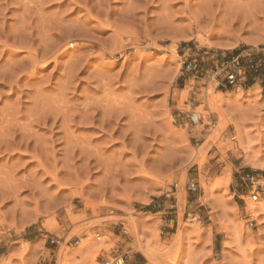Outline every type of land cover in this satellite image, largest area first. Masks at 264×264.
<instances>
[{
	"label": "rangeland",
	"instance_id": "rangeland-1",
	"mask_svg": "<svg viewBox=\"0 0 264 264\" xmlns=\"http://www.w3.org/2000/svg\"><path fill=\"white\" fill-rule=\"evenodd\" d=\"M246 53L264 0H0V123L32 124L0 147V264H264V66L256 93L215 77ZM83 102L123 133L75 122Z\"/></svg>",
	"mask_w": 264,
	"mask_h": 264
},
{
	"label": "bare ground",
	"instance_id": "bare-ground-1",
	"mask_svg": "<svg viewBox=\"0 0 264 264\" xmlns=\"http://www.w3.org/2000/svg\"><path fill=\"white\" fill-rule=\"evenodd\" d=\"M84 3V2H83ZM87 9V8H86ZM81 26V25H80ZM79 26V27H80ZM53 27V26H52ZM81 29V28H80ZM75 30V29H74ZM80 32V31H79ZM82 34H83V32H82ZM21 47V46H20ZM28 50V52L30 53V55H31V60H29L30 61V64H31V66L33 67V68H35V66L39 63V60H38V55H37V53L38 52H36L37 50H31L30 49V47L27 49ZM43 58H46L45 56L43 57ZM56 58V57H55ZM55 58H53L52 60H54L55 61ZM46 59H44V61H42L43 62V64H46V63H48V62H46L45 61ZM46 62V63H45ZM76 63V62H75ZM74 63V64H75ZM74 64H71V66H73ZM81 66V65H80ZM75 67V66H74ZM76 70H77V68H75ZM71 71V70H70ZM75 71V70H74ZM73 73H75V72H73ZM67 74V73H66ZM14 76V75H13ZM69 76V75H68ZM71 80V79H70ZM105 80H106V78H105ZM68 81H69V79H68ZM66 86H67V84H66ZM101 86V85H100ZM13 87V86H12ZM64 88V87H63ZM211 88V87H210ZM257 88H258V85L257 84H254V85H252L250 88H248V90H245L246 92H252V93H254L256 90H257ZM62 89V88H61ZM237 90V89H236ZM235 90V91H236ZM237 92H238V90H237ZM245 92V93H246ZM256 93V92H255ZM250 94V93H249ZM243 95V94H242ZM237 96H238V98H240V97H242L241 96V94L240 93H238L237 94ZM214 98V97H213ZM218 98V97H217ZM220 98V97H219ZM218 98V99H219ZM91 99V98H90ZM123 100V99H122ZM213 100V99H212ZM216 100V99H215ZM218 102H219V100H217ZM93 102H91V103H87V102H83V106H82V110L80 111H77L78 113L77 114H74V113H76V110H74L73 111V113L72 114H74V115H77V116H79V118L78 117H76V116H74L76 119H78V120H76L74 117V119H73V121H75V122H79V124L80 123H82L83 125L85 124L86 126L87 125H93V126H95L96 124H98V125H96L98 128H100V130H101V132H102V134L100 135V139H102V140H104V141H112L113 140V136H115L114 134H116V133H123V130H122V122L120 123V117H121V115L123 114V112L124 111H122L123 109V107H121V108H119L118 106L116 107V102H115V107H113V108H111L110 106H108L107 105V107H106V104H105V106L104 107H99V106H101V105H98V103H97V106L95 105V104H93V105H95V106H92L91 104H92ZM106 103V102H105ZM212 103H213V101H212ZM216 103V102H215ZM121 105H123L124 106V104H121ZM94 107L93 108V110L91 111V109H89V108H92V107ZM113 106V105H112ZM110 107V108H109ZM117 108V109H116ZM14 109V108H13ZM81 109V108H80ZM114 109V110H113ZM122 109V110H121ZM16 110V109H15ZM14 110V111H15ZM78 110V109H77ZM89 110V111H88ZM39 113V112H38ZM44 114H45V112H43ZM125 113V112H124ZM39 114H41V112L39 113ZM44 114L41 116V115H39V117H35V121L36 122H38V123H45L46 121H48L49 120V116H48V118H46V115L44 116ZM47 114V113H46ZM19 115V114H18ZM37 115V113H35V114H29L28 115V118H30V117H33V116H36ZM5 116V115H4ZM24 116V115H23ZM44 116V117H43ZM120 116V117H119ZM16 117V115L14 116H12V115H10V118L9 119H6V120H2V123H0L1 124V126H0V147L1 146H3L4 147V149L3 148H0L1 150L3 149L4 150V152L5 151H8V150H10L11 151V149L14 151V150H16V152H17V150H19L20 149V147H18V146H24L23 148L25 149V150H28V147L29 148H32V147H30L29 146V136H30V128H31V121H29V124H25V125H22L23 124V122H20L21 123V125H20V123H19V121L17 120V117ZM71 118V121H72V117H70ZM48 119V120H47ZM53 120V119H52ZM54 121V120H53ZM52 121V122H53ZM221 121V120H220ZM58 122V121H57ZM69 122H70V120H69ZM47 123V122H46ZM55 123V122H54ZM76 123V124H77ZM113 123V124H112ZM219 123H222V122H219ZM218 123V127L220 126V124ZM31 124V125H30ZM56 124V123H55ZM95 124V125H94ZM78 125V124H77ZM124 125V124H123ZM58 126V125H57ZM61 126V125H60ZM67 126H69L68 124H67ZM238 126V125H237ZM63 127V126H62ZM65 128H66V126H64ZM68 128V127H67ZM66 128V129H67ZM220 128V127H219ZM236 128H239V126L238 127H236ZM218 130V129H217ZM220 130V129H219ZM218 130V131H219ZM138 131H140V129L138 130ZM217 131V132H218ZM15 133V135H17L16 133H18L19 134V137L20 138H18V140H17V136L15 137V140H17V141H14V140H12V136H11V134L13 135ZM9 136H10V138H11V140H10V138H9ZM36 139H38V137L36 138ZM13 141V142H12ZM19 141V142H18ZM36 142H39V144H41L40 143V141H37V140H35ZM15 142V143H14ZM18 144H17V143ZM36 142H34V143H36ZM14 144V146H12L13 144ZM17 144V145H16ZM36 145H38L37 143L35 144V149H36ZM11 146V149L9 148ZM39 146V145H38ZM240 146V145H239ZM13 147V148H12ZM27 148V149H26ZM33 148V149H34ZM88 148V147H87ZM245 148V147H244ZM34 149V150H35ZM89 149V148H88ZM1 150H0V152H1ZM2 150V151H3ZM33 150V151H34ZM40 150V149H39ZM33 151H31V153H29V154H31L32 156V158H34V159H37V157H39V156H37V154H35L36 153V151L37 150H35V153L33 152ZM41 151H43V150H41ZM19 152V151H18ZM26 152V151H25ZM34 154H33V153ZM38 152V151H37ZM248 152V151H247ZM41 153V152H40ZM39 155V154H38ZM40 158V157H39ZM37 159V162L38 161H40V159ZM248 163L250 164V165H252V166H254V167H256V168H260V169H264V162L263 161H261L259 158H258V156H255V157H248ZM263 182H264V180H263ZM253 199V198H252ZM247 209H248V211H250V213H252L253 214V216L254 215H257V214H260V212H262V210L264 209V200L261 198V197H256L255 199H253V200H251V201H248V206H247ZM258 216V215H257ZM254 217H256V216H254ZM52 228V227H51ZM50 230H52V229H50ZM49 230V231H50ZM102 242V241H101ZM101 245V244H100ZM171 260V259H170ZM169 261V260H168ZM171 262V261H170ZM173 262V261H172Z\"/></svg>",
	"mask_w": 264,
	"mask_h": 264
},
{
	"label": "built area",
	"instance_id": "built-area-1",
	"mask_svg": "<svg viewBox=\"0 0 264 264\" xmlns=\"http://www.w3.org/2000/svg\"><path fill=\"white\" fill-rule=\"evenodd\" d=\"M255 56L251 53L246 54H236L233 56L222 57L218 62V66L215 72V77L217 83L226 88H249V86L254 85L251 80H253V74L257 72L261 65L264 66V60L261 64H255ZM250 184L252 187H257L259 185L258 181H253L250 178ZM255 188L251 192V197L255 199L257 194L255 193ZM106 264H111L106 262Z\"/></svg>",
	"mask_w": 264,
	"mask_h": 264
}]
</instances>
